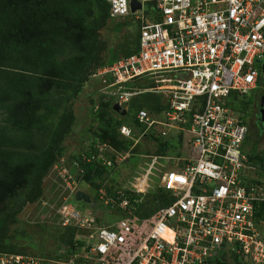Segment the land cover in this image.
<instances>
[{
  "label": "built area",
  "instance_id": "1",
  "mask_svg": "<svg viewBox=\"0 0 264 264\" xmlns=\"http://www.w3.org/2000/svg\"><path fill=\"white\" fill-rule=\"evenodd\" d=\"M134 1L140 6L135 11ZM106 2L113 19L139 22L140 36L137 52L97 70L100 95L126 113L141 94L165 98L168 108L160 116L138 111L142 132L122 125L119 133L135 141L147 133L189 135L190 156L161 177L174 201L143 218L137 214L143 199L131 197L138 189L115 195L101 189L99 206L122 218L98 225L72 203L84 169L73 160V175L62 158L50 174L62 188L61 219L65 227L85 230L77 237L84 245L60 260L0 252V264H209L222 253H236L243 264H264V177L242 151L249 132L244 113L228 106L232 93L245 97L264 82V0ZM145 79L155 87L136 86ZM107 149L99 145L98 155L81 156V162L96 159L110 168L129 157L119 154L113 161ZM151 159L148 176L166 157Z\"/></svg>",
  "mask_w": 264,
  "mask_h": 264
},
{
  "label": "trees",
  "instance_id": "2",
  "mask_svg": "<svg viewBox=\"0 0 264 264\" xmlns=\"http://www.w3.org/2000/svg\"><path fill=\"white\" fill-rule=\"evenodd\" d=\"M113 20L134 21L113 19L106 0H0V231L18 223L23 209L41 198L45 179L55 165L61 164L62 158L73 175L77 171L72 161L80 163L84 172L78 180L91 185L96 192L92 199L98 203L102 188L98 180L104 181V174L110 168L103 167L96 159L82 163L80 157L98 155L99 145L109 148L105 156L113 161L119 154H136L135 140L122 137L119 128L127 125L137 133L142 132L143 126L136 119L140 109L160 116L168 108L162 95L144 93L132 99L127 115L122 117L113 110L114 99L101 94L90 108L97 125L91 132L89 146L79 154L65 156L64 141L73 133L76 121L71 105L100 67L121 59L111 57L113 49L110 56H103L108 49L97 41L99 30L104 27L110 25L115 32L121 30L123 24ZM137 24L133 41L126 43L125 57L138 51L140 25ZM136 86L153 88L155 83L145 79ZM244 98L232 93L228 106L244 113L248 124ZM177 135L166 138L147 133L144 139L155 142L151 155L165 158L178 154L183 132ZM247 141L248 136L242 151L255 168L253 172L264 177V152L257 151L256 144L252 150H246ZM159 188L146 195L131 193V197L143 199L138 205L139 216L150 217L174 201L166 190ZM107 192L115 195L116 190ZM66 228L67 234L58 239L60 242H54L58 244L55 252L47 249V254L45 251L39 256L68 259L84 245L83 240H77L84 235L83 230L74 226ZM3 243H0V252H21L11 248L6 239ZM60 250L64 254L58 253ZM226 256L222 253L209 264H243L236 253H231L232 263Z\"/></svg>",
  "mask_w": 264,
  "mask_h": 264
},
{
  "label": "rangeland",
  "instance_id": "3",
  "mask_svg": "<svg viewBox=\"0 0 264 264\" xmlns=\"http://www.w3.org/2000/svg\"><path fill=\"white\" fill-rule=\"evenodd\" d=\"M148 7V6H147ZM115 23L123 24L119 32H115L110 25L99 30V36L97 41L102 46L108 49L107 53H103V56H110V49H113L111 57H125V51L127 49L126 43H131L132 36L138 31V24L131 20H113ZM113 22V23H114ZM130 45V44H129ZM102 90V85L96 77H93L88 83L84 85L79 93V97L74 104H72V110L75 114L76 121L74 125L73 133L64 141V146L66 148L65 156H70L73 153H81L87 149L90 144V138L92 137V131L95 130L96 123L92 119L90 113V108L92 106V101H97L100 97V92ZM264 92V82L260 83L259 88L256 91H252L244 98V107L247 109L249 117V132L245 147L246 150H252L253 146L256 144L257 151L260 153L264 152V128L261 129L259 124V114H260V94ZM261 129V131H260ZM174 133H171L172 135ZM187 138L185 139V145L183 148V156H190V150L187 146ZM139 141H134V145H137V151H145L130 155L126 161L116 163L108 172L104 174V181L98 180L101 184L102 190L117 191L119 189H138L140 193L148 194L150 192H155L159 187H162L161 177L163 172L168 169H174V163L178 162L176 155H171L172 157H166V159L161 160L160 163L163 166H156L153 169L152 174L147 175V170L149 164L152 161L154 154L155 142L150 139L139 138ZM145 140V141H144ZM150 155H146L147 151ZM136 151V152H137ZM74 154V155H77ZM182 161L180 165H182ZM176 169V168H175ZM143 183V184H141ZM44 194L40 199L32 205H27L19 217L18 223L9 224L7 228L0 231V238L2 241L0 243L3 245L4 239L8 241V244L12 246L11 248H16L20 253L40 255L47 252V249L54 250L58 244L54 245V242L61 240V238L67 234V228L63 226V221L61 219L60 210L63 206L62 202V188L58 187L55 182L54 175H48L43 184ZM78 189L84 193L89 194L91 198L96 193L88 182H78ZM100 189V190H101ZM100 194V192H99ZM75 197L72 198V203L77 206L78 211L85 216V214L94 217L96 220L100 218L97 222L103 226L111 225L122 218L119 211L114 213H109L103 209L100 202L96 204L93 208L86 204L83 205L80 202L75 201ZM98 224V225H99ZM81 236L85 237V230H83ZM0 239V240H1ZM59 239V240H58ZM58 253L64 254L63 251ZM226 260L232 263L231 255L226 256Z\"/></svg>",
  "mask_w": 264,
  "mask_h": 264
},
{
  "label": "water",
  "instance_id": "4",
  "mask_svg": "<svg viewBox=\"0 0 264 264\" xmlns=\"http://www.w3.org/2000/svg\"><path fill=\"white\" fill-rule=\"evenodd\" d=\"M132 7H133V8H132L133 11H135V10H137V9L140 8V6L138 5V3H137L136 1L133 2ZM262 71H264V66H263V68H262ZM262 102H264V95H263V97H262ZM262 106H263V105H262ZM113 110H114L116 113H118V114H120V115H122V116H126V114H127L126 111H122L120 105L117 104V103L114 104V106H113ZM260 113H261V116H262V120H264V110L262 109ZM75 199H76L77 202H83V203H86V204L90 205L91 207H94V206H95V202L92 201V199H91V197L89 196V194L84 193V192H82V191H79V192L76 194Z\"/></svg>",
  "mask_w": 264,
  "mask_h": 264
},
{
  "label": "crops",
  "instance_id": "5",
  "mask_svg": "<svg viewBox=\"0 0 264 264\" xmlns=\"http://www.w3.org/2000/svg\"><path fill=\"white\" fill-rule=\"evenodd\" d=\"M178 135L180 134V133H177ZM177 135V136H178ZM187 138V136L186 135H183V137H182V143H181V145H180V148L177 150V152H178V154L176 155V158L178 159V161H182V160H186L188 157H189V155L187 156V157H182L183 156V148H184V145H185V139ZM145 141V140H144ZM138 142V141H137ZM186 143H187V141H186ZM143 151H145V149L142 147V150L140 151V150H138V152L137 153H140V152H143ZM147 151V150H146ZM147 153H149V152H147ZM169 157H172V158H175V157H173V156H169ZM141 184H143V183H141Z\"/></svg>",
  "mask_w": 264,
  "mask_h": 264
},
{
  "label": "flooded vegetation",
  "instance_id": "6",
  "mask_svg": "<svg viewBox=\"0 0 264 264\" xmlns=\"http://www.w3.org/2000/svg\"><path fill=\"white\" fill-rule=\"evenodd\" d=\"M262 97H263V94H260V99H259L260 112H261L262 109L264 110V102H262ZM247 122H248V125H249V117L247 119ZM259 124H260L261 129H263L264 128V120H262L261 113L259 114Z\"/></svg>",
  "mask_w": 264,
  "mask_h": 264
},
{
  "label": "clouds",
  "instance_id": "7",
  "mask_svg": "<svg viewBox=\"0 0 264 264\" xmlns=\"http://www.w3.org/2000/svg\"><path fill=\"white\" fill-rule=\"evenodd\" d=\"M256 91V90H255ZM263 95H264V92L262 93ZM114 104H116V103H114ZM114 106V105H113ZM118 114V113H117ZM119 115V114H118ZM247 119H248V116H247ZM248 123V122H247ZM248 127H249V125H248ZM136 133V132H135ZM135 138H138V135H135ZM144 138V137H143ZM141 139V138H140ZM135 140V139H134ZM139 141V140H138Z\"/></svg>",
  "mask_w": 264,
  "mask_h": 264
}]
</instances>
